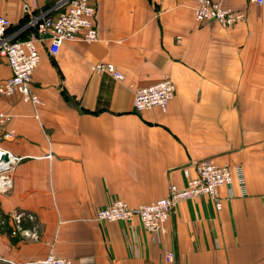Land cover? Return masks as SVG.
Here are the masks:
<instances>
[{"label":"crops","instance_id":"crops-1","mask_svg":"<svg viewBox=\"0 0 264 264\" xmlns=\"http://www.w3.org/2000/svg\"><path fill=\"white\" fill-rule=\"evenodd\" d=\"M56 0H34L38 9ZM246 19L233 28L195 20L196 0H97L98 40L39 45L34 107L0 95V150L19 159L0 192V264L51 253L74 264H264V6L218 0ZM17 25L21 0H0ZM114 64L117 81L92 72ZM0 58V84L11 77ZM170 77L167 111L137 112L136 88ZM212 160L243 170L220 189L177 204L164 233L138 218L98 221L118 200L137 208L186 186L183 169ZM36 234L13 235L18 225ZM174 260H167L169 252Z\"/></svg>","mask_w":264,"mask_h":264},{"label":"built area","instance_id":"built-area-1","mask_svg":"<svg viewBox=\"0 0 264 264\" xmlns=\"http://www.w3.org/2000/svg\"><path fill=\"white\" fill-rule=\"evenodd\" d=\"M27 16L22 23L13 25L8 17L0 15V58L6 60L11 68V77L0 84V95L21 99L34 107L42 104L40 96L33 90V75L41 62L39 45H48V52L56 56L66 42L82 40L93 43L98 40L97 0H56L49 7L38 9L34 0H21ZM257 6H264V0H246ZM194 17L197 22H216L222 28H233L246 19V14L218 0H196ZM92 72L108 75L117 81H124L125 75L112 63L100 62L92 66ZM176 95V85L167 77L158 84L136 88L134 108L137 112L160 108L167 111ZM10 115L0 112V128L10 121ZM1 151L0 157V192H6L13 186L12 172L19 159L7 151ZM8 154L5 162L2 157ZM187 180L186 186L172 185L169 195L150 204L137 208L118 200L111 206L98 211L97 220L121 222L133 218L141 221L145 230L151 233H164L172 212L177 204L200 195L211 197L218 210L222 207L220 189L231 187L238 176L242 191H246L243 170L236 172L229 166H220L212 160L195 162L183 169ZM18 225L13 235L21 233L24 237L34 238L36 234L23 230ZM167 260H174V252H169ZM24 264H74L73 260L51 253L37 262Z\"/></svg>","mask_w":264,"mask_h":264},{"label":"water","instance_id":"water-1","mask_svg":"<svg viewBox=\"0 0 264 264\" xmlns=\"http://www.w3.org/2000/svg\"><path fill=\"white\" fill-rule=\"evenodd\" d=\"M2 160L5 161V162H8V160H9V156H8V154H5V155L2 157Z\"/></svg>","mask_w":264,"mask_h":264},{"label":"bare ground","instance_id":"bare-ground-1","mask_svg":"<svg viewBox=\"0 0 264 264\" xmlns=\"http://www.w3.org/2000/svg\"><path fill=\"white\" fill-rule=\"evenodd\" d=\"M0 157H1V151H0Z\"/></svg>","mask_w":264,"mask_h":264},{"label":"trees","instance_id":"trees-1","mask_svg":"<svg viewBox=\"0 0 264 264\" xmlns=\"http://www.w3.org/2000/svg\"><path fill=\"white\" fill-rule=\"evenodd\" d=\"M23 21H24V20H22V22H23ZM22 22H21V23H22Z\"/></svg>","mask_w":264,"mask_h":264}]
</instances>
